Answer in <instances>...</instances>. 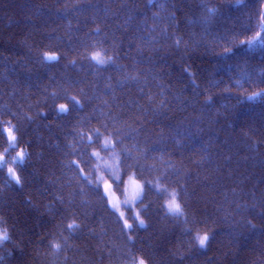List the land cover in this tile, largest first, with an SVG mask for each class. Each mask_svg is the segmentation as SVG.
Returning <instances> with one entry per match:
<instances>
[{"label": "trees", "instance_id": "16d2710c", "mask_svg": "<svg viewBox=\"0 0 264 264\" xmlns=\"http://www.w3.org/2000/svg\"><path fill=\"white\" fill-rule=\"evenodd\" d=\"M261 8L0 0V264H264V49L241 44ZM107 136L118 196L125 171L144 185L132 230L96 187ZM169 192L183 214L167 211Z\"/></svg>", "mask_w": 264, "mask_h": 264}, {"label": "snow or ice", "instance_id": "6c2138e0", "mask_svg": "<svg viewBox=\"0 0 264 264\" xmlns=\"http://www.w3.org/2000/svg\"><path fill=\"white\" fill-rule=\"evenodd\" d=\"M258 3L262 4V8L257 10V16L259 18V20L262 22L260 24V31H257L256 34L254 36H252L250 39L248 40H242L241 44H246V45H252L255 47H259L264 49V0H257ZM235 3L238 6L244 5L245 4V0H235ZM226 53L227 52H231V49H226L225 50ZM44 59L46 61H57L59 59L58 55L55 54H51V53H46L44 55ZM92 60H95L98 64H106L109 60H111V57H108L107 60L101 57V54L99 52L95 53L93 56H91ZM261 93L257 92V93H253L251 98L260 96ZM74 100V98H72ZM75 104L79 105V101H75ZM59 112L61 113H67L70 111L69 106L67 104H60L59 105ZM11 122H9L10 124ZM3 131L7 134V137L10 141H12L14 144L17 142L18 137H17V132L19 131V129L15 126V125H11V126H6L5 128H3ZM96 131H99L98 129ZM118 137V134H117ZM89 139H91V137H89ZM122 142V141H121ZM117 143V140L113 139L111 136H107L103 138V147L104 148H112L113 149V155H116L115 151H114V146ZM26 153L25 151L21 148L18 152H17V158L23 162L26 158ZM92 155L99 157L100 153L99 152H94ZM4 157L0 156V160H3ZM117 162L119 163V160L117 159ZM72 163L76 164L78 167L80 165V161L79 160H75L72 161ZM81 172H83V169H80ZM9 174L11 175L12 179L17 183L20 184L21 183V176L17 174L16 169L14 168H9L8 169ZM125 176H127V189H126V198L123 201L124 204H132L133 206H135V202L137 200H140L141 203H143V199H142V194L144 193V185L141 184L140 180L135 178V175H131L129 176L127 171H125ZM116 180L120 181L121 177L119 175H116ZM151 183V182H149ZM97 190H101V186L100 185H96ZM113 189V183L105 180L103 185H102V198L105 199L106 203L108 205H110L113 210H115L118 214L120 219L122 220V226L125 230H132L134 228L133 223L129 222V219L125 217V211L121 210V202L119 201L118 198H113L114 194L112 192ZM179 195V193L177 192H173L171 194V199L168 201L167 204V211L171 212L173 214H183V210H182V206L181 203L178 202L177 200V196ZM134 217L136 218V220L138 221V223L140 225L144 224V220L140 218V212L139 211H135L133 213ZM74 227V222L72 224L68 225V228H73ZM9 239V236L7 234V230H0V243H2L4 240ZM129 239H132L131 236H129ZM197 239H198V243L200 247H206L210 237L208 235L207 232H205L204 234H197ZM57 248L60 247L59 244L56 245ZM135 264H147V261L143 258H139Z\"/></svg>", "mask_w": 264, "mask_h": 264}, {"label": "rangeland", "instance_id": "374dc122", "mask_svg": "<svg viewBox=\"0 0 264 264\" xmlns=\"http://www.w3.org/2000/svg\"><path fill=\"white\" fill-rule=\"evenodd\" d=\"M101 57H103V56H101ZM104 149L107 150V154L106 155L100 154L99 157L95 156V158L97 160V169L100 170L99 176H98L99 179H97V184L100 185L101 188H102V185H103V183H104L105 180H108V181L112 182V180L117 181L116 180V175H119L121 177V172H120L119 167H118L119 166V163L117 162L118 156L117 155H113V149L112 148H104ZM2 161L3 160H0V164L2 163ZM126 189H127V180L125 181L124 195H123L122 198H120L118 196L117 192L115 191L114 185H113V189H112V192L114 194V197L113 198H118L119 201L121 202V210L125 211V217L126 218H128V219L131 218V217L135 218L134 215H133V213L135 211H139L137 209L136 205H137V203L140 200H137L135 202V206H133L132 204H124L123 201L126 198ZM172 193L173 192H169L168 193L167 204H168V201L171 199V194ZM167 204H166V206H167ZM112 210H113V208H112ZM169 213L172 214V215H180V214H173L171 212H169ZM129 222L131 223L130 220H129Z\"/></svg>", "mask_w": 264, "mask_h": 264}]
</instances>
